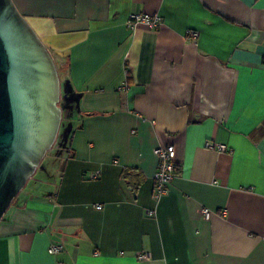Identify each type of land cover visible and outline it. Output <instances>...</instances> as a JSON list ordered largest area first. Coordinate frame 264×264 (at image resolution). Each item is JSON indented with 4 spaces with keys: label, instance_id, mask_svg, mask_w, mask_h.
I'll return each mask as SVG.
<instances>
[{
    "label": "crops",
    "instance_id": "crops-1",
    "mask_svg": "<svg viewBox=\"0 0 264 264\" xmlns=\"http://www.w3.org/2000/svg\"><path fill=\"white\" fill-rule=\"evenodd\" d=\"M14 2L63 68L68 114L0 223V264H264V0ZM135 12L161 23L131 28ZM167 144L179 170L157 200Z\"/></svg>",
    "mask_w": 264,
    "mask_h": 264
},
{
    "label": "water",
    "instance_id": "water-1",
    "mask_svg": "<svg viewBox=\"0 0 264 264\" xmlns=\"http://www.w3.org/2000/svg\"><path fill=\"white\" fill-rule=\"evenodd\" d=\"M61 97L51 50L14 0H0V223L58 139Z\"/></svg>",
    "mask_w": 264,
    "mask_h": 264
},
{
    "label": "built area",
    "instance_id": "built-area-1",
    "mask_svg": "<svg viewBox=\"0 0 264 264\" xmlns=\"http://www.w3.org/2000/svg\"><path fill=\"white\" fill-rule=\"evenodd\" d=\"M139 23H145L151 28H157L161 23V16L158 13L148 12H135L131 14L130 27L134 28ZM191 36L197 37L199 32L197 30H190ZM208 147H217L220 150H226L227 147L224 144H215L208 141L206 144ZM159 158L158 168L155 172V192L154 197L159 200L165 193L169 191L171 184L178 174L179 164L176 159V147L174 144L160 145L155 149ZM100 171L93 172L91 178L95 179L99 176ZM98 208L103 207L102 204L96 205ZM150 215L156 213V209L148 210ZM64 249V245L61 243H51L49 246V252L56 254ZM137 258L143 261H149L152 259L151 253L147 250H143L137 253Z\"/></svg>",
    "mask_w": 264,
    "mask_h": 264
},
{
    "label": "rangeland",
    "instance_id": "rangeland-1",
    "mask_svg": "<svg viewBox=\"0 0 264 264\" xmlns=\"http://www.w3.org/2000/svg\"><path fill=\"white\" fill-rule=\"evenodd\" d=\"M64 86V82H62V97H61V102H60V105L62 106L63 108V112H64V116H63V123H62V127L64 126V123L65 121H67V110H66V107H67V100L65 99L66 96H65V87ZM57 142V141H56ZM56 144V143H55ZM55 146V145H54ZM54 146L53 148L47 153L46 157L43 159L39 169L37 170V172L35 173V175L30 179V182L29 184H31L33 182V179L35 177H41V175H45V169L48 168L50 165H51V156H52V153H53V149H54Z\"/></svg>",
    "mask_w": 264,
    "mask_h": 264
},
{
    "label": "trees",
    "instance_id": "trees-1",
    "mask_svg": "<svg viewBox=\"0 0 264 264\" xmlns=\"http://www.w3.org/2000/svg\"><path fill=\"white\" fill-rule=\"evenodd\" d=\"M57 63L60 77L62 79V70L63 68ZM137 173V170L135 168H125L124 169V177L127 179V183L129 184L130 188L136 192V190L139 188L141 181L139 179H134L133 176ZM140 178V177H139ZM141 179V178H140Z\"/></svg>",
    "mask_w": 264,
    "mask_h": 264
}]
</instances>
